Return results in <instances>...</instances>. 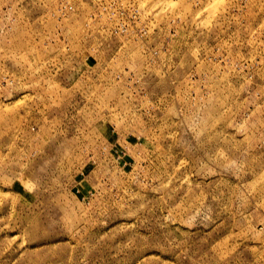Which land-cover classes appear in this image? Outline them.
Returning a JSON list of instances; mask_svg holds the SVG:
<instances>
[{"label":"rangeland","instance_id":"1","mask_svg":"<svg viewBox=\"0 0 264 264\" xmlns=\"http://www.w3.org/2000/svg\"><path fill=\"white\" fill-rule=\"evenodd\" d=\"M0 264H264V0H0Z\"/></svg>","mask_w":264,"mask_h":264}]
</instances>
